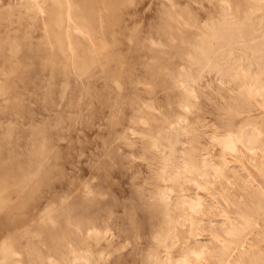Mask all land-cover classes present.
Masks as SVG:
<instances>
[{"label": "rangeland", "instance_id": "1", "mask_svg": "<svg viewBox=\"0 0 264 264\" xmlns=\"http://www.w3.org/2000/svg\"><path fill=\"white\" fill-rule=\"evenodd\" d=\"M225 24L264 31V0H0V264H72L87 247V264H150L152 253L169 264L190 233L210 242L215 224L200 234V222L218 216L217 197L231 205V169L248 165L243 143L232 151L220 138L264 130V91L240 98L249 87L227 76L202 70L184 98L194 44ZM171 125L181 133L169 155L158 135ZM192 146L209 162L197 182L177 174ZM90 226L99 233L86 236ZM167 226L173 243L156 247Z\"/></svg>", "mask_w": 264, "mask_h": 264}, {"label": "bare ground", "instance_id": "2", "mask_svg": "<svg viewBox=\"0 0 264 264\" xmlns=\"http://www.w3.org/2000/svg\"><path fill=\"white\" fill-rule=\"evenodd\" d=\"M211 28L213 29H211L213 32L211 36L214 37L213 41L205 43L204 40L200 39V36V41L194 44L199 55L191 56V58L198 63V69L192 72L189 67H185L182 71L183 78L180 84L183 85L184 98L189 99L191 97L195 99L191 84L200 78L202 70L214 71L220 78V82L218 81L220 84L225 76L238 86L246 84L249 89L238 90L240 98H244L242 95L250 91H264V80H260L262 71H264V31L255 34L254 32L258 28L252 24H248L243 30H236L230 24ZM237 51H240L242 55L234 54ZM240 59L245 61V65L242 67L239 64L236 66V63ZM253 64L256 66L255 71L250 70ZM183 101L186 102L187 100L183 99ZM231 102L228 101V104L233 105ZM186 107L185 105L183 106L184 109ZM169 128L166 131L163 130L158 136L166 140L169 147L168 150L171 152L169 155H172L174 144L177 142L181 129L173 125ZM159 137H155L150 142V146H160ZM215 139H217V136ZM237 141L243 143V147H245L248 165L244 174L239 173L237 169H231L232 179L225 187V190L231 196V205L223 212L220 198L217 197L218 216L200 222V234L207 228L208 223L215 224L214 235L211 237L210 242L208 243L205 239L206 237L201 235L193 237L194 235L190 233L183 240L180 256L172 260L167 253L162 261L166 260L165 262H169V264H241L244 260H249V264H264V167H262L264 165V130H260L254 125H239L235 130L227 129L225 135L220 138L222 147L232 151L235 149ZM193 150L194 147L192 146L190 152L187 154L188 157L180 163L177 170L179 173L177 174H181L184 178L197 182L195 174L204 179L207 178L209 162L204 159L197 160L193 155ZM167 159L169 161L166 163L163 171H161L160 178H165V174L170 172L174 167L176 159L173 156ZM215 172L220 173L221 167H216ZM162 190L158 193L159 203L165 205V190L164 188ZM188 204L190 205L189 207L196 208L199 205V197L189 198ZM165 209H167V205ZM167 221L171 222L172 218L168 217ZM86 231L87 233H85L88 237L96 235L97 232L99 233L94 226H90ZM106 231L107 228L104 234ZM153 236L156 247L163 246L164 241L167 239L173 243L174 239L170 226H167L161 233H156ZM260 242L262 243L260 244ZM83 251L80 253L76 248L72 249V264H81L82 261L86 262V264L87 262H91L92 250L87 247ZM148 259L150 264H156L161 260L155 253L149 254ZM93 264H95L94 260Z\"/></svg>", "mask_w": 264, "mask_h": 264}]
</instances>
